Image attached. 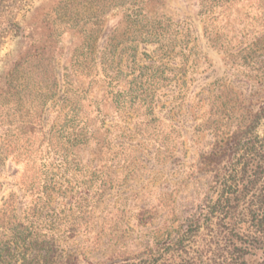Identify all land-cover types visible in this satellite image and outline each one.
Segmentation results:
<instances>
[{
    "label": "rangeland",
    "instance_id": "1",
    "mask_svg": "<svg viewBox=\"0 0 264 264\" xmlns=\"http://www.w3.org/2000/svg\"><path fill=\"white\" fill-rule=\"evenodd\" d=\"M244 101L264 0H0V264H216L204 169Z\"/></svg>",
    "mask_w": 264,
    "mask_h": 264
},
{
    "label": "trees",
    "instance_id": "2",
    "mask_svg": "<svg viewBox=\"0 0 264 264\" xmlns=\"http://www.w3.org/2000/svg\"><path fill=\"white\" fill-rule=\"evenodd\" d=\"M134 18L144 21L138 15ZM148 68L149 72L142 73L140 80L137 77L131 84L120 83L123 89L116 92L114 99L124 103L140 100L143 90L149 94L152 89L147 88L156 82V75L154 67ZM107 78H112L109 84L117 79L114 75ZM145 84L148 86L142 87ZM237 108L228 109L224 134L220 138L217 132L204 169L210 173L209 190L214 195L207 205L210 230L216 239L212 261L264 264V131L259 132L264 121V103L244 101ZM9 249L7 245L5 251Z\"/></svg>",
    "mask_w": 264,
    "mask_h": 264
}]
</instances>
